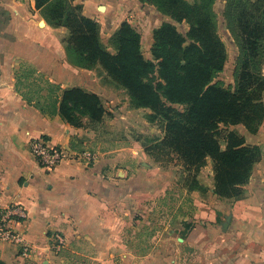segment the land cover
Returning <instances> with one entry per match:
<instances>
[{
    "label": "crops",
    "instance_id": "obj_1",
    "mask_svg": "<svg viewBox=\"0 0 264 264\" xmlns=\"http://www.w3.org/2000/svg\"><path fill=\"white\" fill-rule=\"evenodd\" d=\"M76 2L83 5L85 15L111 33L122 22L116 14H125L119 0ZM68 36L69 29L52 24L36 0H0V205L19 204L27 210L28 217L15 221L14 228L32 246L31 254L25 257L20 244L0 241V259L7 264H180L182 257L175 248L144 250L141 240L129 234L134 215L141 212L146 200L161 193L169 178V170H161L159 165L142 167L147 165L146 152L138 138H122L120 144H114L115 149L91 152V162L72 158L52 171L42 168L31 151V139L43 136L75 156L87 152L78 149L77 139H84L80 143L83 147L95 135L89 128L71 125L60 114L42 113L16 88V74L23 65L36 68L63 89L88 88L81 67L67 58ZM138 109L115 107L119 115L116 124L130 130L134 124L130 119L141 118ZM230 128H236L247 144L264 147V121L257 133L249 132L243 124ZM153 173L156 182L146 183V175ZM245 190V197L233 207V213L240 209L245 213L233 221L264 225V215H260L264 210V152ZM203 223H197L184 239L199 249L201 264H264L263 239L258 244L256 235L249 234L245 244L233 248L241 235L216 233L209 238ZM56 231L66 237V245L59 252L50 246ZM220 241L226 243L224 249L212 248Z\"/></svg>",
    "mask_w": 264,
    "mask_h": 264
},
{
    "label": "trees",
    "instance_id": "obj_2",
    "mask_svg": "<svg viewBox=\"0 0 264 264\" xmlns=\"http://www.w3.org/2000/svg\"><path fill=\"white\" fill-rule=\"evenodd\" d=\"M173 22L153 32L154 60L145 58L142 35L124 21L111 38L116 52L105 47L100 25L84 14L76 0H36L54 25L69 29L66 52L84 68L100 64L130 96L136 108H149L150 118L165 120L159 147L171 151L188 168L213 161L214 193L241 199L254 165L262 158L261 146L249 145L232 125L243 124L257 133L264 121V0H229L228 27L239 47L235 85L212 83L223 70L228 53L211 12L214 0H148ZM186 22L181 32L177 23ZM157 73L158 82L148 81ZM16 88L26 102L49 116L60 114L71 125L83 118L101 122L108 114L101 97L82 87L63 89L36 68L23 65ZM174 104L186 105L184 111ZM224 126L226 145L220 142ZM0 264H7L0 259Z\"/></svg>",
    "mask_w": 264,
    "mask_h": 264
},
{
    "label": "rangeland",
    "instance_id": "obj_3",
    "mask_svg": "<svg viewBox=\"0 0 264 264\" xmlns=\"http://www.w3.org/2000/svg\"><path fill=\"white\" fill-rule=\"evenodd\" d=\"M188 1L193 2V0ZM229 2V0H214L211 7L219 34L225 43L228 53L227 62L223 70L215 75L212 83H219L227 88H233L239 47L228 27L226 13ZM119 3L124 8L125 14L121 16L116 14L117 20L119 21L122 18V22L132 23L135 29L142 31V51L144 56L149 60L155 61V57L152 54L155 40L154 37L151 39L154 30L164 22L175 23V21L158 10L148 0H119ZM177 26L184 34L189 29V25L186 22L177 23ZM116 31L111 33V31L105 29V25H100L101 39L111 53L116 52L111 43V38ZM67 58L72 63L71 58ZM86 71L89 72L90 77H88ZM81 77L87 80L84 85L88 86V88L84 89L97 93L101 97L104 106L108 108L109 114L101 122H92L86 117L83 118V126L81 127L89 128L95 135L93 134L94 136L90 140L88 139L89 145H83L84 148L80 145L82 140L84 142V139H77L75 145L78 149H84L90 153H98L103 148L115 149L116 145L114 144H120L122 138H128L127 140L138 138L146 152L145 162L147 165L142 167L148 168V166L159 165L161 170H169V178H167V183L163 186L161 193L154 199L146 200L141 212L134 215V222L130 223L129 234L137 236L141 240L142 244L138 243L143 245L144 250H151L157 247L175 248L178 256L182 257L180 264H201L199 249L188 245L187 241L184 242L191 229L201 222H204L203 225L207 230L205 235L209 236V238H214L216 233L230 232L237 237L241 235L240 241L233 248H238L245 244L249 234H255L254 241L257 240L258 244L262 243V239L264 240V225L250 226L233 221L234 218L240 217L245 213V210L241 209L233 213L234 204L239 199L220 198L214 193V170L211 159L199 169H188L171 151L160 148V140L165 135V120L160 116L152 120L150 118L152 111L149 108H136L131 103L126 89L117 83L100 64L92 68L81 67ZM88 79L91 81V85ZM149 80L156 83L160 78L157 73H154L150 75ZM124 102L129 103L125 105ZM121 106L125 108L128 106L129 109L136 108L138 109L137 114L141 116L138 120L136 117L130 119H134V124L130 125V130H127L126 125L119 126L116 124L117 118L115 117H119V115H116L114 110L115 107L120 108ZM173 107L180 111L186 109V105L183 104H174ZM230 127L229 129H231ZM229 129L224 126L221 127L219 138L223 147L226 145L225 136ZM235 130L237 129L235 128ZM83 142L82 144H84ZM262 150L264 152V147H262ZM75 156H77V153ZM154 182H156L154 173L146 175V183L151 184ZM245 194L246 190L241 198L245 197ZM260 213L261 216L264 215V210L262 209ZM224 222H228L225 227L223 226ZM201 235L199 232L198 237L200 238ZM241 238L244 241H241ZM224 245L226 243L222 241L219 246L216 244L212 245V248L222 250L225 248Z\"/></svg>",
    "mask_w": 264,
    "mask_h": 264
},
{
    "label": "built area",
    "instance_id": "obj_4",
    "mask_svg": "<svg viewBox=\"0 0 264 264\" xmlns=\"http://www.w3.org/2000/svg\"><path fill=\"white\" fill-rule=\"evenodd\" d=\"M31 151L39 165L47 171L54 170L59 164L68 159H87V162L94 160V155L90 152L77 153V156L70 154L68 150L43 136L33 137L30 141ZM76 155V154H74ZM28 217L27 210L19 204L11 206L0 205V241L18 243L21 246V254L29 256L32 246L26 241L23 234L14 228L15 221H24ZM66 245V237L59 231L51 235L50 246L53 251L59 252Z\"/></svg>",
    "mask_w": 264,
    "mask_h": 264
},
{
    "label": "water",
    "instance_id": "obj_5",
    "mask_svg": "<svg viewBox=\"0 0 264 264\" xmlns=\"http://www.w3.org/2000/svg\"><path fill=\"white\" fill-rule=\"evenodd\" d=\"M228 225V222H225V226H227Z\"/></svg>",
    "mask_w": 264,
    "mask_h": 264
}]
</instances>
